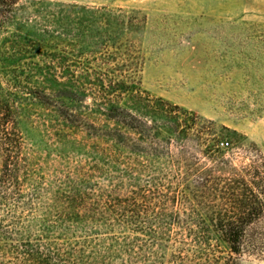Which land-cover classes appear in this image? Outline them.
I'll list each match as a JSON object with an SVG mask.
<instances>
[{
	"label": "trees",
	"instance_id": "16d2710c",
	"mask_svg": "<svg viewBox=\"0 0 264 264\" xmlns=\"http://www.w3.org/2000/svg\"><path fill=\"white\" fill-rule=\"evenodd\" d=\"M78 8L41 4L33 15L22 0H0V70L14 75V90L31 95L50 111L52 127L62 136L74 137L80 146H92L96 167L108 166L110 190L94 183L87 192L68 194V208L88 197L87 214H60L53 225L43 226L35 241L25 238L22 226L29 219L16 212L28 203L33 209L34 203L25 200L20 177L19 93L6 92L0 97V207L5 211L0 217V264L66 263L49 238L55 225L72 228L68 222L81 224L85 232L100 222L110 231L121 229L107 254L93 252L98 264H113L120 249L127 255L125 264H222L224 259L234 262L233 254H264V232L246 230L264 222V174L250 162L245 167L249 175L235 174L220 186L205 171L209 168L196 166L197 160L186 148L187 139L194 136L214 168L235 171L221 146L224 134L213 131L211 124L197 128L198 115L143 88L135 78L131 58L111 62V69L104 71L56 69L70 65V60L51 49L58 47L57 40L63 36L73 35L81 23ZM91 17L85 20L90 22ZM141 179L146 185L136 186ZM173 183L177 190L172 189ZM126 184L130 192L124 198L115 197L114 191ZM208 191L221 199V208L217 209L215 201L204 200ZM152 197L158 200L154 203ZM167 202L177 206L174 212H167ZM206 204L214 208L212 220L224 227L218 234L202 229ZM30 211L33 215L34 210ZM170 241L172 250L166 258L164 249ZM224 243L230 251L226 257L217 254L225 251Z\"/></svg>",
	"mask_w": 264,
	"mask_h": 264
},
{
	"label": "rangeland",
	"instance_id": "374dc122",
	"mask_svg": "<svg viewBox=\"0 0 264 264\" xmlns=\"http://www.w3.org/2000/svg\"><path fill=\"white\" fill-rule=\"evenodd\" d=\"M22 2L33 15L41 4L54 8L79 6L76 15L81 23L76 25L73 35L63 36L57 40L58 47L51 49L70 60V65L56 69L104 71L111 69V62L131 58L135 78L143 88L198 115L197 128L211 124L213 131L224 134L221 146L226 157L232 160V166L236 167L235 171L214 168L212 161L199 149L196 137L190 136L186 141L189 155L198 162L196 166L209 168L205 171L220 186L235 174L249 175L250 171L245 167L250 162L264 174V0ZM91 10H96L95 14ZM87 17H91L90 22L85 20ZM32 53L38 55L37 50ZM13 77L12 73L0 70V97L6 92L19 93L17 105L22 114L19 129L23 137L20 177L25 200L33 201L34 205L30 209L32 205L23 204L16 215L30 220L22 229L25 238L35 241L42 234L43 226L54 222L60 214H87L88 197L77 200L75 208H68V194L87 192V187L94 183L108 192L111 185L106 173L108 166L101 163L97 168L92 159L95 155L92 146H80L74 137L62 136L52 127L47 108L31 95L12 88ZM78 136L83 137L82 134ZM24 170L27 177H24ZM194 183L191 182V187ZM144 185L146 181L142 179L136 183L138 187ZM160 188L164 192L165 189ZM130 189L131 186L126 184L113 195L124 198ZM172 189L177 190L176 183ZM37 191L38 197L32 196ZM203 198L208 203H218L217 209L222 207L221 199L210 191ZM152 200L155 203L158 197H152ZM210 205L206 204L207 207L202 209L205 220L202 229L218 234L224 227L219 220H212L214 208ZM166 206L168 213L177 207L172 202H167ZM2 208L0 217L5 215ZM30 210H34L33 215ZM68 223L72 228L66 230L55 225L50 232L52 245L59 250L61 261H66L60 264H73L70 262L78 260L98 264L93 252L107 254V247L115 244L113 237L121 235L118 226L110 231L102 222L89 225V232H85L79 223ZM246 230L255 234L264 232V222L247 226ZM126 232L139 238L142 236L137 232ZM171 246L170 241L164 249L166 258L171 253ZM222 246L225 251L217 254L226 257L229 248L226 243ZM233 256L234 262L224 259L222 264H264V254ZM126 261L127 255L120 249L113 264H125ZM138 264L143 263L138 261Z\"/></svg>",
	"mask_w": 264,
	"mask_h": 264
}]
</instances>
